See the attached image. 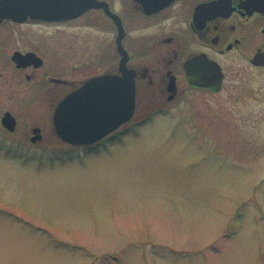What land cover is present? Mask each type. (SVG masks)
<instances>
[{
  "label": "rangeland",
  "instance_id": "374dc122",
  "mask_svg": "<svg viewBox=\"0 0 264 264\" xmlns=\"http://www.w3.org/2000/svg\"><path fill=\"white\" fill-rule=\"evenodd\" d=\"M94 23L0 24V264H264V69L224 58V91L144 103L107 147L79 148L53 131L47 85L104 68L116 31ZM17 48L43 64L16 67Z\"/></svg>",
  "mask_w": 264,
  "mask_h": 264
},
{
  "label": "flooded vegetation",
  "instance_id": "af4514ba",
  "mask_svg": "<svg viewBox=\"0 0 264 264\" xmlns=\"http://www.w3.org/2000/svg\"><path fill=\"white\" fill-rule=\"evenodd\" d=\"M153 1L95 0V6L83 13L93 14L94 24L112 25L116 31L110 55L96 66L104 65V68L92 75L121 74L118 25L110 11L120 17L125 30L122 44L129 55L127 66L135 72L134 116L142 109L140 105L157 100L172 103L186 88L215 93L224 91L229 77L224 58H243L253 69H264V0H170L158 9L147 11ZM136 24H140L142 29L138 35L133 27ZM15 50L20 49L13 52ZM29 50L32 49L21 51ZM3 52L7 53L0 50ZM193 56L213 61L211 71L217 78L220 76L218 90L189 84L183 63ZM15 65L20 69L33 67ZM25 75L28 79L34 78L33 72H25ZM89 76H49L47 90H57L52 101L57 104L67 94L78 90ZM124 127L126 124L97 143L74 146L87 149L107 147V142L113 141Z\"/></svg>",
  "mask_w": 264,
  "mask_h": 264
},
{
  "label": "water",
  "instance_id": "95a60500",
  "mask_svg": "<svg viewBox=\"0 0 264 264\" xmlns=\"http://www.w3.org/2000/svg\"><path fill=\"white\" fill-rule=\"evenodd\" d=\"M92 0H0V23L6 19L23 21L26 18L61 19L80 14L92 5ZM120 34L123 28L118 20ZM13 58L20 63L42 64L35 53L15 52ZM128 56L121 60L122 75L103 74L87 79L82 88L70 93L55 107L53 119L56 133L72 143H92L107 136L128 121L135 109V75L127 68ZM194 85L206 86L204 82ZM3 123L15 128L16 119L7 111ZM39 127L34 128L38 132ZM40 138L39 134L32 140Z\"/></svg>",
  "mask_w": 264,
  "mask_h": 264
}]
</instances>
